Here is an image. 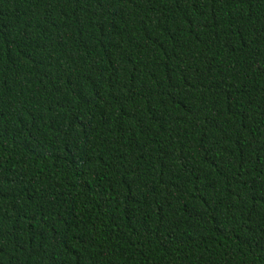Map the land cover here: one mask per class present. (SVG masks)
Wrapping results in <instances>:
<instances>
[{
  "label": "trees",
  "instance_id": "obj_1",
  "mask_svg": "<svg viewBox=\"0 0 264 264\" xmlns=\"http://www.w3.org/2000/svg\"><path fill=\"white\" fill-rule=\"evenodd\" d=\"M0 264H264V0H0Z\"/></svg>",
  "mask_w": 264,
  "mask_h": 264
}]
</instances>
